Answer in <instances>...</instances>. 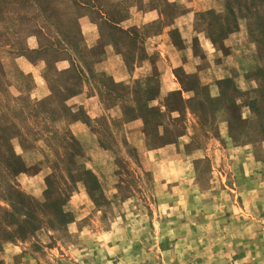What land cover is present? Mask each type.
Listing matches in <instances>:
<instances>
[{"label": "rangeland", "instance_id": "obj_1", "mask_svg": "<svg viewBox=\"0 0 264 264\" xmlns=\"http://www.w3.org/2000/svg\"><path fill=\"white\" fill-rule=\"evenodd\" d=\"M0 264H264V0H0Z\"/></svg>", "mask_w": 264, "mask_h": 264}]
</instances>
